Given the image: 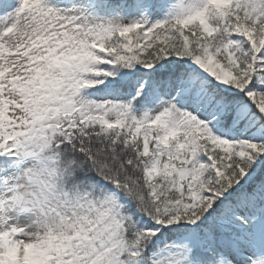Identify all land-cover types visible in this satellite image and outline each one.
<instances>
[{
	"label": "snow or ice",
	"instance_id": "snow-or-ice-1",
	"mask_svg": "<svg viewBox=\"0 0 264 264\" xmlns=\"http://www.w3.org/2000/svg\"><path fill=\"white\" fill-rule=\"evenodd\" d=\"M0 264H264V0H0Z\"/></svg>",
	"mask_w": 264,
	"mask_h": 264
}]
</instances>
